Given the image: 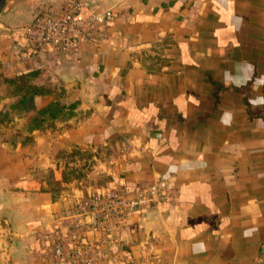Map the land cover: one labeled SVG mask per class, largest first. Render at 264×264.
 Wrapping results in <instances>:
<instances>
[{
  "label": "crops",
  "instance_id": "crops-1",
  "mask_svg": "<svg viewBox=\"0 0 264 264\" xmlns=\"http://www.w3.org/2000/svg\"><path fill=\"white\" fill-rule=\"evenodd\" d=\"M69 1L118 13L107 40L26 57L19 30ZM33 70L67 117L0 143V264H51L75 236L92 264H264V0H6L0 95ZM160 179L172 204L76 217L100 187Z\"/></svg>",
  "mask_w": 264,
  "mask_h": 264
},
{
  "label": "built area",
  "instance_id": "built-area-1",
  "mask_svg": "<svg viewBox=\"0 0 264 264\" xmlns=\"http://www.w3.org/2000/svg\"><path fill=\"white\" fill-rule=\"evenodd\" d=\"M83 3L69 1L59 11L38 13L34 20L19 31L26 36L30 49L26 57L55 53L69 59L83 43L100 44L107 40V27L118 13L105 10L81 18ZM176 188L169 179L159 181L134 192L125 189L100 187L77 204L76 217H90L94 223H108L134 211L149 209L176 200ZM74 237L68 244L56 238L51 264H92L91 256Z\"/></svg>",
  "mask_w": 264,
  "mask_h": 264
},
{
  "label": "trees",
  "instance_id": "trees-1",
  "mask_svg": "<svg viewBox=\"0 0 264 264\" xmlns=\"http://www.w3.org/2000/svg\"><path fill=\"white\" fill-rule=\"evenodd\" d=\"M38 73L29 71L27 73L16 74L4 79L7 94L6 97L16 99L13 109L23 107L25 112L34 111L36 117L31 119V130H42L53 126L54 122L67 117L65 113L66 104L62 102L64 89L61 87L39 86L36 84ZM37 97H51L52 100L47 105L38 108ZM73 109V105L70 106ZM261 111V110H260Z\"/></svg>",
  "mask_w": 264,
  "mask_h": 264
},
{
  "label": "rangeland",
  "instance_id": "rangeland-1",
  "mask_svg": "<svg viewBox=\"0 0 264 264\" xmlns=\"http://www.w3.org/2000/svg\"><path fill=\"white\" fill-rule=\"evenodd\" d=\"M16 102V99L0 95V143H33V137L30 136L33 130L30 127L32 125L31 119L37 116L36 112H25L23 107L13 109L12 106ZM263 106L264 104L260 107L264 114ZM79 157L81 156L79 155Z\"/></svg>",
  "mask_w": 264,
  "mask_h": 264
},
{
  "label": "water",
  "instance_id": "water-1",
  "mask_svg": "<svg viewBox=\"0 0 264 264\" xmlns=\"http://www.w3.org/2000/svg\"><path fill=\"white\" fill-rule=\"evenodd\" d=\"M6 4V0H0V13L2 12V10L4 9ZM264 104V103H263ZM264 109V106H263Z\"/></svg>",
  "mask_w": 264,
  "mask_h": 264
}]
</instances>
